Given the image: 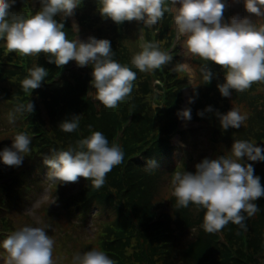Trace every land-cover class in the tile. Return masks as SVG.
I'll return each instance as SVG.
<instances>
[{"label":"trees","instance_id":"16d2710c","mask_svg":"<svg viewBox=\"0 0 264 264\" xmlns=\"http://www.w3.org/2000/svg\"><path fill=\"white\" fill-rule=\"evenodd\" d=\"M229 1L225 0L224 22L234 16ZM40 7L39 0H17L11 11L28 18ZM165 7L164 17L152 29L136 21L117 25L102 19L97 11L99 0H82L73 15L77 31L69 17L63 21L67 39L75 40L77 35L82 40L89 36L107 39L113 59L136 73L130 95L115 109L95 99L91 65L71 68L76 62L69 61L57 67L44 53L8 52L0 40V150L10 148L18 132L30 135L32 149L19 167L6 168L0 162V241L25 227L21 221L24 207L51 181L43 160L100 131L124 153L123 162L107 174L104 186L97 189L83 177L47 185L57 205L55 215L64 214L66 224L96 225L100 247L115 264H264V197L255 201L259 211L245 219L244 228L229 223L219 234H209L201 227L204 210L192 204L178 208L170 184L174 172L194 173L203 159L227 155L234 139L264 147V81L254 82L244 92L233 90L230 98L222 97L217 85L223 82L225 71L192 55L197 77L189 83L188 74L180 68L179 48L173 46L175 7L169 0ZM56 19L61 21L59 15ZM260 20L263 23H257V28L264 25V17ZM141 31L145 42L158 43L161 51L172 56L161 70L142 73L132 65V57L141 51ZM36 64L48 70V76L30 95L23 91L21 81ZM205 65L215 74L209 83L203 78ZM186 87L194 101L187 102L186 108L191 109V120L202 126L181 130L177 112L184 104ZM28 102L34 105L32 113L17 111ZM207 106L213 112L199 116ZM231 108L246 114L247 124L223 131L215 113ZM78 114L82 115L75 132L60 130V122ZM176 135L183 146L173 143ZM149 160L158 164L151 173L144 168ZM247 163H253L254 174L264 186V162ZM6 176L11 180L2 182ZM160 193L165 194L159 199Z\"/></svg>","mask_w":264,"mask_h":264},{"label":"clouds","instance_id":"9594fccd","mask_svg":"<svg viewBox=\"0 0 264 264\" xmlns=\"http://www.w3.org/2000/svg\"><path fill=\"white\" fill-rule=\"evenodd\" d=\"M17 0H0V40L8 52L38 56L44 53L49 63L62 67L75 61L78 67L92 66L91 87L95 99L105 108L115 109L128 95L136 73L113 59L111 42L89 36L86 40L66 38L63 21L73 16L82 0H39L40 9L28 18L11 11ZM175 7L178 36L186 37L184 48L193 56L216 65L225 71L217 85L222 97L230 98L232 91L244 92L254 82L264 81V25L255 27L248 17L234 15L224 22L225 0H169ZM243 3L245 10L256 17H264V0H233ZM178 5V6H177ZM165 0H99L98 14L117 25L136 21L152 29L164 17ZM61 17L58 22L57 16ZM75 27V25H74ZM172 56L160 50L158 43L144 42L141 51L132 57V65L139 72L161 70ZM214 73L205 65L204 80L209 83ZM48 76V70L36 64L21 81L23 91L31 95ZM190 97L188 103H193ZM17 111L32 113L34 105H19ZM213 112L207 106L198 112ZM82 114L73 115L59 123L61 131L75 132ZM223 131L239 129L247 116L231 108L226 113H215ZM178 118L192 119L191 109L178 110ZM11 122V121H10ZM31 137L18 132L11 147L0 150V162L19 167L32 149ZM227 155L203 159L195 165V172L176 171L171 177L172 195L178 208L190 204L204 210L202 229L209 234L220 232L229 223L244 228V221L259 208L255 201L264 197L261 178L254 174L253 163L264 162V147L248 140H236ZM124 153L117 144H109L103 132L94 131L76 142L75 147L45 158L48 179L76 182L83 177L97 189L104 186L106 176L123 162ZM151 173L158 169L155 160L144 166ZM54 202V201H53ZM246 214V215H245ZM55 241L47 226H25L0 241V249L7 253L4 264H54ZM72 264H115L103 251L91 249L77 253Z\"/></svg>","mask_w":264,"mask_h":264},{"label":"rangeland","instance_id":"374dc122","mask_svg":"<svg viewBox=\"0 0 264 264\" xmlns=\"http://www.w3.org/2000/svg\"><path fill=\"white\" fill-rule=\"evenodd\" d=\"M229 2L230 7L234 10V13L237 12L242 17H248L254 26L257 27L255 23L260 22L259 18H257L254 14L248 13L244 7L239 10V4L241 3H234L233 0H230ZM184 52L185 48L183 49V53ZM189 71L191 72V70ZM1 106L3 105L1 104L0 108ZM246 124L247 121H245L243 126ZM186 126L197 127L198 125L191 124L190 122L188 124L187 121ZM201 136V140L205 142L203 134H201ZM175 141L176 143L179 142L177 138ZM5 166L6 168L11 167L7 165ZM50 182L51 181H49V183ZM47 183L37 190L38 192L33 195L31 202L24 207L23 212L25 213V217L21 218V221L25 223V226H47L48 234L55 241L53 252L54 264H72L74 255L91 249L102 251L100 242L96 238V225L94 226L91 222L79 224L75 221L73 223L66 224L64 221V214H61L60 218L58 215H55L56 210L55 204L53 203L54 198L49 191ZM164 194L165 193H160L159 199ZM26 219L27 222H25ZM4 255V258H6L7 253ZM4 258H0V264H4Z\"/></svg>","mask_w":264,"mask_h":264}]
</instances>
